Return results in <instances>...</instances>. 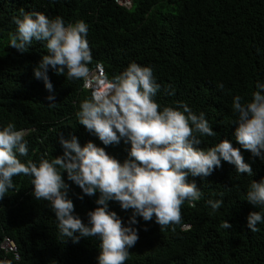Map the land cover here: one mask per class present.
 Returning a JSON list of instances; mask_svg holds the SVG:
<instances>
[{"label":"trees","instance_id":"obj_1","mask_svg":"<svg viewBox=\"0 0 264 264\" xmlns=\"http://www.w3.org/2000/svg\"><path fill=\"white\" fill-rule=\"evenodd\" d=\"M255 128L264 0H0V262L264 264Z\"/></svg>","mask_w":264,"mask_h":264},{"label":"clouds","instance_id":"obj_2","mask_svg":"<svg viewBox=\"0 0 264 264\" xmlns=\"http://www.w3.org/2000/svg\"><path fill=\"white\" fill-rule=\"evenodd\" d=\"M117 1H118V3L125 5L127 7H130L132 5V0H117ZM64 35H67L68 37L66 38ZM62 36H63V39L65 41L69 40L71 35H70V32L68 31V29L62 30ZM89 75H94L93 76L94 81H92V87L93 88H98L99 90L106 89L108 87L107 83L109 81V83L113 84L112 91L107 93V94L102 95L101 98H98L97 97L98 93H96V91L94 89L90 88L87 84V78ZM85 77L86 78L84 80V88H87V89H90L93 91L94 101L98 106H101V105L107 103L110 100V98L116 94V92L118 90L117 84H115L113 81H111L107 77L106 70L101 66H97V67L91 69L90 71H88L86 73ZM22 133L23 132H18L16 134H13V136L17 137V136H20ZM242 138H243V141H245L244 146L248 150H251L252 147H258L259 148L261 146H264V128H255L252 131H248L246 133V136H244ZM189 189L192 190V188H189ZM49 191H52V190H49ZM54 193L57 194L56 192H54ZM43 194L48 195L50 197V199L53 201V203L59 207V210H62L61 199L59 197L55 196L54 194H49L47 191H45ZM7 237L10 238L12 240V242L14 243L15 251H5V249H3V242ZM0 250L4 253L5 257H11V255H13L14 259H16V260L20 259V252L18 251L17 243L10 236L3 237V239L0 242ZM0 264H5L4 259L0 262Z\"/></svg>","mask_w":264,"mask_h":264},{"label":"rangeland","instance_id":"obj_3","mask_svg":"<svg viewBox=\"0 0 264 264\" xmlns=\"http://www.w3.org/2000/svg\"><path fill=\"white\" fill-rule=\"evenodd\" d=\"M66 38L68 37L67 35H64ZM93 76L94 75H89L88 76V78H87V84H88V86L90 87V88H92V89H94L95 91H96V93H98L97 94V97L98 98H101V96L102 95H104V94H107V93H109V92H111L112 91V88H113V84L112 83H109V81H108V87L106 88V89H103V90H99L98 88H93L92 87V81H94V79H93ZM100 92V93H99ZM49 194H54L55 196H57V197H59L60 198V196L58 195V194H55L53 191H47ZM187 226H189V225H187Z\"/></svg>","mask_w":264,"mask_h":264},{"label":"built area","instance_id":"obj_4","mask_svg":"<svg viewBox=\"0 0 264 264\" xmlns=\"http://www.w3.org/2000/svg\"><path fill=\"white\" fill-rule=\"evenodd\" d=\"M3 249L5 251H15V245L10 238H6L3 242Z\"/></svg>","mask_w":264,"mask_h":264}]
</instances>
